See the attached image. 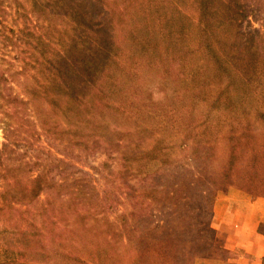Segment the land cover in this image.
Segmentation results:
<instances>
[{"label": "trees", "instance_id": "obj_1", "mask_svg": "<svg viewBox=\"0 0 264 264\" xmlns=\"http://www.w3.org/2000/svg\"><path fill=\"white\" fill-rule=\"evenodd\" d=\"M149 1L151 5L144 0H0V26H5L8 17H14L13 46L18 44L21 53L27 54L22 59V71L17 75L30 71L45 72L47 66L52 69L49 66L51 59L60 54L61 61L66 63L62 67L57 64L61 77L57 75L53 82L54 91L63 101L59 99L53 103L56 109L62 110L67 122L56 123V127L61 129L57 130L59 138L56 141L59 140L60 146H65L64 151L55 153L50 149L46 156L42 155L45 149L42 150L37 144L41 141V133L31 115L32 98L38 100L37 95H42V90L38 88L35 92H29L28 98L18 95L11 84L10 75H7L8 71L0 63V127L5 139L0 145V181L5 185L1 192L0 212L5 206H12L17 212L22 210L25 213L30 205L41 202L38 222L29 223L24 228L16 225L12 230L8 229V223L1 224L0 264H51L58 250L51 246L53 242L50 239L59 237L56 227L60 213H65L68 205L73 209L72 216L84 224L99 221L97 216L100 214L108 217L107 212L115 210L119 201L110 200L111 193L107 190L98 192L96 185V180L107 178L108 171L122 180L115 188L120 190L133 209L144 205L145 199H150L151 203L161 204V211H164L169 206L167 202L173 203L178 193L184 191L179 176L188 177L194 173L186 166L193 164L199 168L211 158L214 147L202 143L196 134L194 138L189 136L192 133L187 134L181 144L169 143L166 136L173 133L175 138L179 133L172 132L173 128L167 124L160 130L161 133H154L161 136L154 139L147 149L142 150L139 143L130 147L132 131L111 130L116 120L110 118L122 113L135 122L143 120L142 124L137 123L135 129L136 134L145 135L155 130L154 122L158 119L149 116L145 109L151 102L145 101L133 108L132 114L126 115L128 110L125 104H131L136 99V92L130 87L127 94L124 88L119 91L120 82L138 79L136 73L142 76L157 69L163 72L165 79L172 76L179 82L187 73L183 67L172 72V66L179 67L191 62L196 63V70L202 72L214 65L218 78L225 76L231 81L241 53L236 45V36L233 42L230 36L233 32L238 34V31H242V23L251 17L264 29V0H195L193 15L173 0H163L166 1L163 11L159 9L160 0ZM252 34L249 32L250 37H253ZM252 42L247 41L246 47L251 49ZM22 45L27 48L26 51ZM72 53L77 58L72 57ZM197 75L199 73L191 78ZM40 84L45 89L46 84ZM181 94L177 93L179 96ZM123 97L129 98L127 103L120 102ZM146 99L151 100L147 96ZM244 104L242 97L231 95L226 90L209 105L211 113L207 120L211 118L212 122L215 119L216 123L221 124L224 121L219 117L222 116L231 124L227 164L220 175L211 178L210 185L215 189L221 181L230 184L239 163L244 162L248 163V170H243L245 175L240 179L241 188L264 197V143L251 145V140L257 135L264 138V129L256 135H251L248 129L236 135L234 127L235 124L242 127L243 115L234 110L242 108ZM39 105H36V110L40 113L42 109H39ZM256 109L259 120L264 124V110L258 106ZM219 111L223 112L220 114ZM224 112H228L227 115ZM41 128L47 133L56 130L44 121H41ZM109 130V134H104ZM167 132L170 134L166 135ZM177 147L185 153L184 162L178 161L174 155ZM96 154L104 155L105 159L98 166L87 165L89 157ZM113 164L117 165L116 173L111 171ZM86 167L98 179L86 171ZM156 167L170 171L173 178L169 183L153 180L147 190L138 188V184L147 180ZM133 180H137V183H129ZM196 192L201 202L207 200L213 189L210 186ZM94 207L99 209L92 212ZM84 210H87L86 213ZM201 212L208 215L206 232L215 233L209 220V209ZM130 216L138 217L136 214L122 213L119 219L127 226ZM160 227V223L155 224L147 232L145 237L148 239L142 242L141 250L147 244L146 251H151V242L153 245L160 244L162 237L156 235ZM7 231L11 235L8 239L2 235ZM260 232L264 233V230ZM55 240L54 243L57 242ZM174 245L170 248L178 251L179 245ZM208 247L215 248L213 244H207ZM168 249V246L163 247L164 251ZM185 249L181 264H191L192 253L186 254ZM189 251L193 252V249ZM196 256L199 255L196 253ZM136 264L151 263L145 259Z\"/></svg>", "mask_w": 264, "mask_h": 264}, {"label": "rangeland", "instance_id": "obj_2", "mask_svg": "<svg viewBox=\"0 0 264 264\" xmlns=\"http://www.w3.org/2000/svg\"><path fill=\"white\" fill-rule=\"evenodd\" d=\"M173 1L176 2V5L177 2L183 5L190 15L195 14L193 5L195 0ZM144 2L151 5L149 0H144ZM159 3V9L163 11L166 1L160 0ZM147 7L149 8V6ZM4 23L5 26H0V63L8 71L7 75H10L14 91L18 95L28 98L30 97L29 92H35L38 88L42 90L40 92L42 95H37L38 100L34 99V97L32 98L33 103L31 106V115L34 121H37L39 132L41 133V141L37 144L42 150L45 149L42 151V155L46 156L47 150L50 149H53L55 153L64 151L63 147L65 146H60V142H57L59 140L56 141L59 138L57 137L58 131L61 130L60 127H56V123L59 121L65 123L66 120L64 119L62 110L56 109L53 103L60 99L59 94L53 89V82L55 81L54 77L57 75L61 77L58 68H56L57 64H59V67H62L66 63L61 61L60 54L51 59L52 64L49 66H52V69H49L47 66L45 72L43 70L30 71L26 74L17 75V72L22 71V59L27 54L21 53V48H19L18 44L13 46L14 41L11 40V37L13 36V28L15 27L13 24L14 17H8ZM241 29L242 31H238V34L233 32L230 36L232 42L234 41V36H236V45L241 53L239 59H237L238 62L235 63L231 81L225 76V78H218L215 74L214 65H210L209 69L202 72L197 71V64H193L192 62L183 63V66L179 65V67L172 66V72H177L183 67L187 73V76L179 82L172 76L165 79L163 72L158 69L151 74H143L142 76L140 73H136L139 76L138 79L119 81V87H121L119 91L124 88L125 94H127V89L130 87L136 92V99L131 104H125L128 110L125 112L126 115L132 114L134 112L132 109H136L141 101H145L151 102L145 109L148 111L149 116H155L158 119L154 122L155 130L145 135L141 133L136 134L137 130L135 129L137 123L142 124L143 120L135 122L126 118L125 115H121L122 113L110 118V120H116L111 126V130L117 128L132 131L130 147H135L139 143L142 150L147 149L154 139L161 136L154 133H161L160 130L164 126L169 125L173 128L172 132L177 131L179 133V136L177 135L173 138L174 134L172 133L169 136L170 132H167L166 135L168 136L166 138L169 143L178 142V144H181L184 136L192 133L189 136L194 138L196 134L202 143L214 147L212 156L207 163L199 168L193 164L186 166V169L194 173L188 177L186 175L179 176L178 180H180V185H184V191L178 193V197L175 198L173 203L167 202L169 206L164 211H161L163 209L161 204L157 205L156 202L151 203L150 199H145L144 205L133 209V206L129 205L125 197L122 196L120 190L115 188L119 184V181L122 180H119L107 170V178H100L99 181L96 180L97 191L102 192L107 190L108 193H111L109 198L110 200L114 199V201L118 200V207L111 213L107 212L109 218L104 216V214H100L97 216L99 221L84 224L76 220V216H72L73 209L68 205V209L64 210L66 212L60 213V221L56 227L59 234L56 240L60 245L57 242L54 243L55 238L53 240L50 239V242H53L51 246L58 250V253L55 255L56 258L53 259L51 264H136L141 263L145 259H148L151 264H181L184 257L182 254L184 247L188 249L184 250L186 254L190 255L192 253L193 259L191 260V264H197V262L200 264V260L202 259L221 258L226 260L229 253L221 245V237L224 233L217 229V225L221 223L226 215L231 220L237 215L241 219L245 218L249 220L251 211H254L255 207H258L260 211H264V197L254 194V191L250 189L241 188L240 179L245 175L243 170L245 168L248 170V163H239L235 174L231 177L230 184L221 181L215 189L210 185L211 178H214V175H220L222 169L227 164L228 133L231 130V124L222 116L219 117V120L224 121L221 124L216 123L217 120L215 119L212 122L211 118L207 120L208 114L211 113L209 108L211 102L215 98L217 99L221 92L226 90L231 95L242 97L243 104L245 103L244 106L234 110L235 113H242L243 115L242 127L234 125L237 131L236 135H241L244 131H247L245 129H248L251 135H256L259 130L264 129V124L259 120L256 109L258 106L264 110V29L252 17L242 23ZM249 32H253L254 38L250 37ZM249 40L253 41L251 49L245 45ZM22 47L26 51L27 48L24 45ZM73 52L76 53V50ZM74 53L71 56L77 58ZM48 64L49 62H47ZM198 73L199 75L194 79L191 78ZM40 82L44 83L43 85H47H45V89L41 88ZM176 91L182 94L179 96ZM224 94L227 93L224 92ZM146 96L151 100H147ZM114 98L116 99V96ZM128 100L129 98L123 97L120 99V102L127 103ZM222 100H225V96ZM37 104H41L39 105V109H42L40 113L36 110ZM222 112L219 111L220 114ZM224 113L227 115L228 112ZM41 121L48 123L51 129L55 128L56 130L48 131V133L43 131ZM202 121L203 124H201ZM62 127L64 128L65 126L63 125ZM188 127L191 128L189 129ZM109 133L110 130L109 132H104L106 135ZM230 135L232 136L233 134ZM261 137L257 135V137L253 138L251 145L264 143V138ZM4 141V133L0 127V145ZM191 144L193 143L191 142ZM20 149L23 151V148ZM174 155L177 156L178 161H183L185 153L178 148ZM104 159V155L96 154L94 157L90 156L86 163L89 166H98ZM89 169V167H86L85 170L90 171ZM111 171L117 172L116 164H113ZM90 172L92 175L94 174L93 171ZM93 176L98 179L96 174ZM171 178L173 176L170 175V171L164 169L158 170V167H156L147 180H142L138 184V188L147 190L153 180L167 184L166 181L169 183ZM129 183H137V180L129 181ZM4 186V183L0 181V203L2 202L1 192H3ZM210 186L213 192L207 197L206 201L199 202V195L196 190H206ZM233 190L241 191L242 193L235 194ZM182 197H187V199ZM149 202L151 207H149ZM40 205L41 202L30 205L28 211H25V213L22 210L17 212L12 209V206H5L3 211L0 212V217H4V220L0 219V228L1 224L7 223L8 229L12 230L13 226L16 225L24 228L29 223L38 222V209ZM206 208L209 209V220L215 233L206 232L205 225L208 221V215L201 212ZM98 209L99 207H94L91 211L96 212ZM86 211L84 210V213ZM122 213L126 215L136 214L138 217L132 218L130 216L128 224L125 226L123 220L119 219ZM158 223H160L161 227L160 231L156 232V235L162 237V240L159 241L160 244L156 243L153 245L151 242L149 245L152 248L151 251H146L147 244H145V247L142 246L141 250L142 242L148 239L145 237L147 232ZM261 227L259 230H264V223L261 224ZM135 229H141L145 232H135ZM2 235L7 239L11 236L8 231L6 233L3 232ZM148 241L150 242L151 240ZM175 243L179 245V249L174 252L170 246L172 244L175 246ZM207 244H213L214 250L211 247L207 249ZM165 246L169 247L168 251L163 250ZM189 249H193V252L189 251ZM215 249L220 250L217 251ZM196 253L199 256L195 257ZM200 253H204V255ZM206 255H212V257Z\"/></svg>", "mask_w": 264, "mask_h": 264}, {"label": "crops", "instance_id": "obj_3", "mask_svg": "<svg viewBox=\"0 0 264 264\" xmlns=\"http://www.w3.org/2000/svg\"><path fill=\"white\" fill-rule=\"evenodd\" d=\"M233 192L242 193L237 190ZM253 210L249 220L241 219L239 215L231 220L226 215L217 229L224 233L221 245L229 256L226 260L202 259L200 264H264V233L259 230L264 223V211L258 210V207Z\"/></svg>", "mask_w": 264, "mask_h": 264}]
</instances>
